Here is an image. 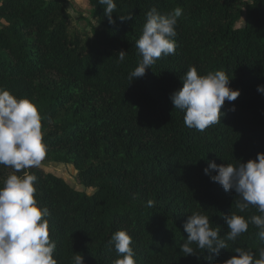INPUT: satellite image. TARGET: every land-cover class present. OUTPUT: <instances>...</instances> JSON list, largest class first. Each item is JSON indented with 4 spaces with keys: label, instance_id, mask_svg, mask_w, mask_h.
I'll return each instance as SVG.
<instances>
[{
    "label": "trees",
    "instance_id": "obj_1",
    "mask_svg": "<svg viewBox=\"0 0 264 264\" xmlns=\"http://www.w3.org/2000/svg\"><path fill=\"white\" fill-rule=\"evenodd\" d=\"M84 1L101 26L92 39L71 33L67 0H0V88L35 104L44 162L72 165L81 187L42 165L28 169L37 177L38 204L51 213L57 264H72L75 253L85 264H113L118 257L110 239L118 230L131 235L136 264H224L237 255L235 247L258 258L264 242L251 224L211 261L195 244L197 255L184 256L180 245L194 212L208 216L221 237L228 231L223 215L259 214L255 208L239 213L235 191L226 192L204 168L264 153V93L257 90L264 85V0H115V24L99 0ZM153 6L161 13L183 9L176 52L130 81L142 59L135 44ZM128 15L131 20L118 18ZM120 50L127 52L123 63ZM192 66L200 75L224 70L241 92L203 133L185 126L184 112L170 99ZM9 174L0 165V186Z\"/></svg>",
    "mask_w": 264,
    "mask_h": 264
},
{
    "label": "clouds",
    "instance_id": "obj_2",
    "mask_svg": "<svg viewBox=\"0 0 264 264\" xmlns=\"http://www.w3.org/2000/svg\"><path fill=\"white\" fill-rule=\"evenodd\" d=\"M104 5V13L109 24H115L113 13L117 8L115 0H99ZM183 9L161 13L153 6L145 14L142 35L136 41L138 54L142 57L138 66L129 73L133 81L142 78L146 70L162 56L174 55L177 44L176 26ZM120 21L131 20L132 16H119ZM127 52H118V62L123 63ZM183 87L171 94L174 108L184 112V124L189 129L203 133L207 128L220 122L221 108L235 101L241 94L230 87V79L224 70H216L206 75L198 74L196 67H189L181 77ZM264 93V85L258 86ZM235 111V107L231 109ZM51 122L50 120L48 121ZM47 146L42 132V118L38 108L27 98H18L10 91L0 88V165L11 168L0 186V264H57L54 252L55 240L50 239L47 207L38 204L36 175L28 169L39 167L44 161ZM215 171L217 174L212 175ZM22 173V174H17ZM213 182L219 183L228 192L237 194L235 207L239 213L255 208L259 213L245 218L237 212L223 215L228 231L224 237L220 228H212L208 216L192 213L183 226L187 239L180 245L184 256L197 255L196 249L204 250L211 261L222 249H228V242L237 239L254 225L257 237L264 242V153L256 159L233 164H217L209 161L204 168ZM153 202L149 200L147 206ZM132 237L126 230L115 231L110 243L114 246L117 259L113 264H136ZM237 255L224 261V264H264V247L257 253L241 247L232 249ZM72 264H85L83 255L75 253Z\"/></svg>",
    "mask_w": 264,
    "mask_h": 264
},
{
    "label": "rangeland",
    "instance_id": "obj_3",
    "mask_svg": "<svg viewBox=\"0 0 264 264\" xmlns=\"http://www.w3.org/2000/svg\"><path fill=\"white\" fill-rule=\"evenodd\" d=\"M67 8L72 15L70 31L74 33H83L85 37L94 38L93 32L101 29L96 18L91 16V8L84 0H67ZM5 25V22L0 18V26ZM47 173H53L64 178L68 183L77 189H81L77 180V171L72 165H63L56 163L41 164ZM87 193H92L91 190H86Z\"/></svg>",
    "mask_w": 264,
    "mask_h": 264
}]
</instances>
